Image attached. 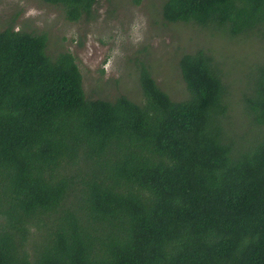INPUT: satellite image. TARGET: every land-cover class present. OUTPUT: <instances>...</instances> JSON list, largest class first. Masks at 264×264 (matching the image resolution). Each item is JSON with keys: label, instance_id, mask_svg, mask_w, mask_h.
<instances>
[{"label": "trees", "instance_id": "1", "mask_svg": "<svg viewBox=\"0 0 264 264\" xmlns=\"http://www.w3.org/2000/svg\"><path fill=\"white\" fill-rule=\"evenodd\" d=\"M40 1L76 22L99 0ZM159 13L264 44V0H162ZM47 46L0 30V264H264V54L236 88L209 48L182 49L175 98L139 60L140 98L110 101Z\"/></svg>", "mask_w": 264, "mask_h": 264}, {"label": "rangeland", "instance_id": "2", "mask_svg": "<svg viewBox=\"0 0 264 264\" xmlns=\"http://www.w3.org/2000/svg\"><path fill=\"white\" fill-rule=\"evenodd\" d=\"M162 0H99L89 19H65L61 11L40 0H0V30L12 21L15 29L44 33L47 53H72L89 98L114 100L120 94L137 101L138 61L145 59L155 80L176 97L182 88L175 64L182 49L209 48L229 70L236 71V88L242 68L264 54V44L250 39L209 38L189 24L165 23ZM130 58V59H129Z\"/></svg>", "mask_w": 264, "mask_h": 264}]
</instances>
